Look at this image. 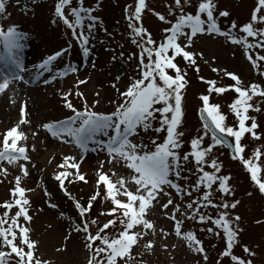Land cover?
Returning a JSON list of instances; mask_svg holds the SVG:
<instances>
[{
    "label": "rangeland",
    "instance_id": "1",
    "mask_svg": "<svg viewBox=\"0 0 264 264\" xmlns=\"http://www.w3.org/2000/svg\"><path fill=\"white\" fill-rule=\"evenodd\" d=\"M56 1L6 0V13L0 15V25L4 28L15 25L24 35L21 41L24 47L19 51L24 71L27 68H33L34 60H44L63 50L62 55L52 62V71H49L52 79L47 81L48 84H32L26 80L25 73H21L24 79L16 80L28 88L45 87L39 93L40 96L32 112L24 108L27 123H20V109L22 106L25 107L24 104L8 101L9 99H6L9 97L6 95L7 89L0 92L1 100L6 101L0 102V149L3 147L6 132L18 125V131L23 132L26 137L18 141V146L26 147L29 156L27 161L23 159L13 163H8L6 160L0 161V205L4 202H13L11 190L16 186L15 177L19 175L21 177L20 186L27 189L25 197L29 200V204L26 207L31 219L25 221L21 216L18 218V223L28 227L29 238L37 242L35 257L46 261L47 264H89L90 260H93L95 264L100 257H95L86 247V234L82 230H77V226H82L83 220L90 222L94 219L96 223H90L89 230L95 234L98 226L113 218L107 214L101 215L102 212L107 213L113 204L110 199L104 198L105 185L101 182L97 186L99 173H107L115 182L121 176L127 179L131 170L123 162L117 163L113 160L109 163L106 153L98 150L83 153L81 160L82 153L78 147L52 137L43 125L63 121L74 114L65 104L64 93H70L67 98L78 110H84L85 101H87L89 110L109 114L114 112L117 105L122 102L123 97L120 93L126 91L129 84L140 78L139 38H135L137 43L133 42L134 37L131 35L127 19L129 12L134 11L136 0H70V4L64 8L69 21L74 20V17L69 16L71 7L91 8V15L97 18L94 22L87 19L84 21L85 25L90 22L94 23L89 36L87 57L83 55L82 48L72 34V29L60 22L53 24L52 9ZM145 2L146 7L142 11L141 20L137 26L142 25L158 44L167 35L163 29L170 27L171 22L175 21L176 16L179 15V9L175 7L174 0H145ZM197 3L198 0H190L189 3L181 0L185 13L194 14ZM213 3L216 9L214 15L221 30L227 31L229 25L235 21L236 28L232 29V33L238 38L244 37L245 34L239 30L240 26L250 22L257 0H213ZM219 11H227L228 16H220ZM156 13L164 15L167 22L161 21ZM253 26L261 28L264 24L256 23ZM85 31H88L86 27ZM183 39L180 37V40ZM247 39L252 41L253 38L247 37ZM0 50H3L2 42H0ZM186 50L194 54H202L194 55L199 71L195 66L185 62L181 56H177L174 61L185 74L187 81L182 90V122L177 129L182 133L179 137L180 147L176 149L181 158L182 169L177 183L182 187L187 186L191 196L185 194L177 197L174 189L166 188L165 190L170 195L161 194L157 198L159 202H154V206L147 215L156 227L155 233L151 230H143L146 234L130 248L123 260L117 258V264H125V261L127 264H235L230 256L222 255L226 249V240L222 230L215 229L210 221L201 224L187 216L181 217V213L177 212V219L182 220V231L194 232L196 238L201 241L204 252H194L186 241L174 234V222L169 218L173 205H169L167 209L161 208L160 205L171 198L174 204H181V212L187 213L189 210L184 207L185 202L198 198L204 191L203 186L199 190L191 188L200 175L196 171L193 158L189 155L187 161L183 160L184 154L191 151L190 141L205 131L199 117V110L202 107L201 95L209 94L210 103L219 105V111L224 114V123L235 128L238 122L230 105L236 99L237 93L228 87L235 84V81L225 73L236 74L241 87L247 88L250 84L256 83L264 89V75L260 74L264 72V61H258L259 67L253 68L246 58L242 44L232 43L218 34H197L192 38V43ZM248 51L254 59L255 52L264 55V49ZM144 61L147 63V55ZM67 64H72L77 71L63 77L59 76L57 73L63 71ZM0 66V80H2L3 75L13 70H9L10 68L3 62H0ZM168 72L170 75H175L173 70L169 69ZM53 77L56 78L53 79ZM201 77L203 80L200 79ZM209 80L215 81L217 87H225L226 91L221 94L214 91L209 93V85L206 83ZM78 81L83 82L78 83ZM157 83H160L158 77ZM78 92L83 96L77 95ZM248 103L254 106L248 110L247 115L255 118L258 125L255 131L259 134V138H254L249 133L242 136L241 144L244 145L242 156L248 159L258 149L261 156L255 162L261 166L259 175L264 177V96L254 95ZM160 106L157 104L154 107ZM159 115L158 112L154 113L157 119L152 120L148 128L138 127L136 134L129 137L132 143L143 146L139 149L140 151H153L156 144L164 141L166 131L163 129L159 132L155 131L160 126ZM246 124L250 125L251 120L246 121ZM153 138H155V143H153ZM228 138L233 142L232 137ZM210 143L209 132L208 135H203L201 147L206 148ZM64 156L75 158L78 171L84 174L87 182L69 176L64 180L63 188L61 187L55 175L65 170L59 167ZM213 158L220 165V172L217 175L230 177L229 184L232 192L231 195L222 194L214 184L211 190L213 202L219 204L222 199L229 203L238 202L234 209H227L229 219L233 220V227H238L236 242L231 250L232 254L250 260L251 264H264V194L250 179V173L242 161L239 158H233L223 145L213 146L206 159ZM101 161H103L102 166ZM21 163L27 168L26 176L19 167ZM204 169L213 171L207 164L204 165ZM67 171L74 173L77 170L68 168ZM170 178L175 179V177ZM127 186L132 190L133 186L130 182ZM96 192H99V195L93 200L90 212L85 217H81L76 208V202L86 205L89 198ZM117 198L126 200L123 195H118ZM17 210L15 205L11 210H7L9 218ZM222 210L211 206L206 209L201 208L202 212L213 217H216ZM5 211V208L0 207V217H3ZM166 212L169 216L164 215ZM115 215L119 217L120 212L117 211ZM234 216L240 217L238 222L234 220ZM10 222L9 219L8 223ZM8 223L4 225L5 228L8 227ZM209 227H212L214 231H207ZM121 230L122 226L117 222L115 227L110 226L105 231L109 234V238H113ZM140 230H142L141 226H137L132 231ZM161 230L166 231L168 235L163 236ZM14 231H17L15 243L27 251L26 245L21 244L19 230L14 229ZM217 231L219 235L215 234ZM149 240L153 241L150 248L146 246ZM99 243L96 241L94 246ZM245 246L253 253L252 255L244 251ZM0 250L10 253L6 245L0 247ZM103 255L101 253V256ZM18 259L15 254L6 257L7 264H17Z\"/></svg>",
    "mask_w": 264,
    "mask_h": 264
},
{
    "label": "snow or ice",
    "instance_id": "2",
    "mask_svg": "<svg viewBox=\"0 0 264 264\" xmlns=\"http://www.w3.org/2000/svg\"><path fill=\"white\" fill-rule=\"evenodd\" d=\"M175 7L179 9V15L175 21L171 22V26L163 29L167 35L163 41L156 43L151 34L147 32L143 26H137L141 20L142 11L146 7L145 0H136L134 11H130L127 19L128 27L131 29V35L134 37L133 42L137 43L135 38H139L138 47L140 48V78L134 80L127 87L126 91L120 93L123 97L121 103L112 113H98L89 110L87 101H85L84 110H78L74 107L68 96L70 93H64L65 104L74 114L71 117L65 118L63 121L50 122L43 127L54 138H58L65 143H72L81 150V160L83 153L91 151H101L106 153L108 162L115 160L117 163L123 162L128 169L131 170L127 179L121 176L113 182L109 175L105 172H100L97 180V186L102 182L105 185V199H110L113 207L107 210V213L102 212L101 215L107 214L112 216V219L98 226L95 234L89 230V224H95L92 221L83 220L82 226L78 225L77 230H82L86 234V247H88L95 257L100 259L95 261V264H117V258L123 260L125 254L129 253L130 248L138 243V239L145 235L143 230L156 231L154 223L147 218L148 212L154 206V202H159L157 198L162 194L169 196L165 190L172 188L175 190L177 197L183 195L191 196V192L187 186L182 187L177 180L181 174V158L176 149L180 147L181 141L179 137L181 132L177 131L178 126L182 122L183 108V89L187 81L185 74L175 63V58L181 56L189 65L195 66L199 71V66L196 65L194 54L186 50L192 43V38L197 34H218L226 37L232 43L242 44L245 49L246 58L251 62L253 68H258V61H264V55L255 52L249 54L250 49H264V27L254 28V24H264V0H257V5L254 8L250 22L240 26V31L244 33V37H237L232 33V29L236 28L235 21L229 25L227 31H222L218 25L214 12L216 11L213 0H198L195 6V13H185L181 6V0H174ZM189 3L190 0H184ZM70 4V0H59L55 7V12L64 24L72 29V34L82 48L83 55L87 57L89 53V36L94 23L84 24L87 19L94 22L97 18L91 15V8L71 7L70 13L74 20L69 21L65 16L64 8ZM6 0H0V15L6 13ZM171 11V9H170ZM83 13V15H82ZM161 21H166L164 15L156 13ZM220 16L227 17V11H219ZM167 22V21H166ZM85 27L88 31H85ZM79 28V32L77 29ZM183 37V40H180ZM247 37H252L249 41ZM24 35L17 29L15 25L8 26L4 29L0 26V42L3 45V51L0 52V62L5 66L10 67L13 71L7 75H3L0 80V92H4L10 81L24 79L21 73L24 71V66L21 62L19 51L24 47L21 42ZM63 50L46 57L39 65L41 70H49L53 61L62 55ZM170 53V54H169ZM147 55V63L144 57ZM173 70L175 75H170L168 70ZM77 68L72 64H67L63 71L57 74L61 77L68 73L76 72ZM216 71V69H213ZM264 75V72L260 73ZM225 75L230 76L235 84L229 85L235 93L236 99L230 105L231 111L237 119V126L234 128L224 123L225 116L219 111V105L210 103V95L203 94L200 99L202 107L200 108V117L204 133L190 141L191 151L185 153L183 160L187 161L189 155L193 158L196 171L200 174L196 183L191 186L193 190H199L203 186L204 191L198 198L185 202L184 207L189 210L187 213L181 212V204L173 203L171 198L160 206L167 209L169 205H173L171 215L164 213L165 216L174 222V234L187 242L189 248L197 253H203L204 249L201 246V241L198 240L192 231H182V220L177 219L176 213L180 212L181 217L187 216L201 224L211 222L215 229L223 231L226 240V249L222 255L230 256L235 264H251L250 260H245L232 254V248L236 242L238 227H233V220L229 219L227 209L236 207L237 201H229L222 199V202L217 204L212 199V187L217 185L218 190L222 194L231 195V186L229 184L230 177L228 175H217L220 172V165L216 159L208 160L206 156L211 152L214 145H222L225 143V136L232 137L233 142L230 146L233 149V158H239L247 171L250 173V179L258 186L259 191L264 194V177L259 175L261 166L255 161L261 156V152L257 149L252 156L245 159L242 156L244 145L241 144V138L245 133H249L254 138H259V134L255 131L258 127L254 117L247 115L248 110L254 106L248 103L254 95L264 96V89L259 84L252 83L247 88L240 86V80L234 73L226 72ZM40 72L36 73L35 78H39ZM157 77L160 83H157ZM56 77H53L55 79ZM200 79L203 80V77ZM83 81H78L82 83ZM208 92L213 91L221 94L226 91L225 87H217L215 81H207ZM83 96L82 93H77ZM160 104V107H154ZM20 123H27L25 119V109L22 106L20 109ZM159 113L160 126L155 129L159 132L162 129L166 131V137L162 143L156 144L153 151H140L143 146L134 144L129 139L130 136L136 134L137 128H148L152 120L157 119L154 113ZM251 120V124H246V121ZM210 132L211 143L202 148L201 143L203 135H208ZM219 133V135L217 134ZM21 138H26L25 134L18 131V125L12 127L6 132L3 140V147L0 149V161H8L13 163L21 159L27 161L29 156L27 149L24 146H18V141ZM69 138V139H65ZM155 143V138H153ZM208 165L213 171H206L204 165ZM103 161H101V166ZM23 175H27L25 164L19 165ZM59 167L64 168L55 175V179L60 181L61 187L64 186V180L69 176L80 181H86L84 174L78 171V163L72 156H64L63 162ZM68 168L76 169L77 171L69 172ZM170 177H175L172 179ZM186 179V177H185ZM71 182V181H70ZM129 182L132 184V190L127 186ZM21 177H15V187L11 190L13 194V202H4L0 207L6 209L3 217H0V247L8 246L10 253L0 250V264H7L6 257L10 254H15L18 257L17 264H47L46 261H41L35 257L36 241L31 240L28 236L29 228L18 223V218L23 216L25 221H29L31 217L28 214L27 205L29 200L25 197L27 189L20 186ZM118 185V187H117ZM99 192H96L89 198L86 205L76 202V208L81 217H85L90 212L92 202L96 199ZM118 195H123L126 200L118 199ZM16 206L18 209L12 217L9 218L8 211ZM223 209L218 212L216 217L206 215L201 211V208ZM55 207V205H53ZM120 212V216L115 214ZM10 219V223H8ZM239 216H234L235 221H239ZM119 222L122 230L113 238H109V234L105 231L110 226L115 227ZM8 223V227L4 225ZM137 226H141L142 230L132 231ZM19 230L21 244L26 245L27 251L23 247L17 246L15 243L17 231ZM162 231L163 236L168 233ZM207 231L213 232L212 227L207 228ZM103 233V234H102ZM215 234L219 235V231ZM100 243L95 245V242ZM153 241H147V247H151ZM165 247H167L165 245ZM245 252L253 253L244 247ZM101 253L104 255L101 256ZM205 259L207 257L205 256ZM89 264H94L93 260ZM125 264L127 262L125 261Z\"/></svg>",
    "mask_w": 264,
    "mask_h": 264
},
{
    "label": "bare ground",
    "instance_id": "3",
    "mask_svg": "<svg viewBox=\"0 0 264 264\" xmlns=\"http://www.w3.org/2000/svg\"><path fill=\"white\" fill-rule=\"evenodd\" d=\"M38 63H39V61L34 60V64L32 65V67H34V69L27 68L26 71H23L22 73H25L26 80H29V82L32 84H39V85L48 84L47 80L44 78L45 75L43 76L41 73H40L39 78H35L36 73L38 72L36 69V66ZM8 68H10V67H8ZM0 70H1V66H0ZM10 70H11V68H10ZM45 80H46V83H45ZM44 88L45 87H42V86H38V87H34V88H28L23 83L17 82L16 80H12V81H10L9 86L6 90V95H9V97H6V99H9L8 101H10V100L17 101V103H19L20 105L24 104V106H25L24 108H26V109L30 110V112H32V109L35 106V103H36L38 97L40 96L39 93L41 91H43ZM3 99H5V97ZM0 100H1V97H0ZM0 102L4 103L6 101L1 100ZM79 151H81V150L79 149Z\"/></svg>",
    "mask_w": 264,
    "mask_h": 264
},
{
    "label": "water",
    "instance_id": "4",
    "mask_svg": "<svg viewBox=\"0 0 264 264\" xmlns=\"http://www.w3.org/2000/svg\"><path fill=\"white\" fill-rule=\"evenodd\" d=\"M218 135H219V133H217ZM230 150H231V152L233 153V149H232V147L230 146V142H229V140L227 139V138H225V143H224Z\"/></svg>",
    "mask_w": 264,
    "mask_h": 264
}]
</instances>
